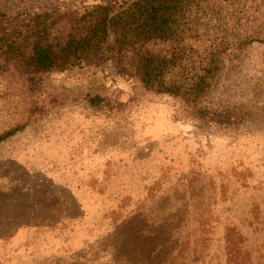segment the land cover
<instances>
[{"label": "rangeland", "instance_id": "rangeland-1", "mask_svg": "<svg viewBox=\"0 0 264 264\" xmlns=\"http://www.w3.org/2000/svg\"><path fill=\"white\" fill-rule=\"evenodd\" d=\"M200 107L110 66L0 75V134L21 126L0 141V264H264V45L230 51Z\"/></svg>", "mask_w": 264, "mask_h": 264}, {"label": "trees", "instance_id": "trees-1", "mask_svg": "<svg viewBox=\"0 0 264 264\" xmlns=\"http://www.w3.org/2000/svg\"><path fill=\"white\" fill-rule=\"evenodd\" d=\"M158 43L166 48H147ZM253 43L264 45V0H100L0 10V75L18 73L33 85L53 70L110 66L199 117L226 55ZM20 128L4 131L0 141Z\"/></svg>", "mask_w": 264, "mask_h": 264}]
</instances>
